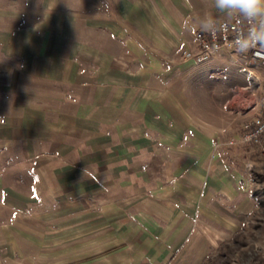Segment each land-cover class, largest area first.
<instances>
[{"label": "rangeland", "instance_id": "1", "mask_svg": "<svg viewBox=\"0 0 264 264\" xmlns=\"http://www.w3.org/2000/svg\"><path fill=\"white\" fill-rule=\"evenodd\" d=\"M16 3L0 0V30L9 27L22 38L33 20L18 26L22 10L15 11ZM72 3L77 8L93 0ZM80 9L47 20L57 38L68 40L67 32H73L77 66L89 74L48 86L46 65L39 68L37 85L11 92L9 101L0 95L6 117L14 98L28 104L27 118L9 123L54 139L0 140V264H264V138L243 140L246 125L264 110V65L236 51L203 63L184 61L181 51L190 45H175L163 61L170 67V90H160L161 77L155 76L152 90L138 86L115 97L113 86H96L106 57L98 33L85 26L98 22L97 10ZM31 34L40 42L39 33ZM18 41L12 39L15 46ZM116 65L120 74L122 66ZM83 80L88 86H79ZM142 99L153 106L149 139L143 134L149 124L134 122L141 112L134 113L133 103ZM119 100L126 104L120 107ZM42 102L46 117L37 123L33 111ZM71 122L74 136L64 140L60 130ZM77 126L100 131L81 134ZM167 143L175 146L170 156ZM184 164L191 169L175 170ZM146 225L173 241L170 253L150 251L155 241L142 234Z\"/></svg>", "mask_w": 264, "mask_h": 264}, {"label": "crops", "instance_id": "2", "mask_svg": "<svg viewBox=\"0 0 264 264\" xmlns=\"http://www.w3.org/2000/svg\"><path fill=\"white\" fill-rule=\"evenodd\" d=\"M16 1V10H14L17 13L22 10L21 15H19L21 19H19L18 26L22 24V21L25 23L27 18L33 20V22L31 23L32 25L29 24L23 27L22 32L19 34V36L23 35L22 38L18 37L17 30L13 31L12 29L10 31L9 27L0 30V34L7 37V39H0V95L6 100L11 98V92L25 90L22 86L26 84L31 86L33 82L34 84L36 82L37 85L38 71L42 66L47 65L49 67V71L44 75V82L47 83L44 85L54 87L58 86L57 84L63 85L61 81L67 80L70 75L80 74L83 76L88 73L82 64L81 70L77 66L79 53L72 39L73 32H67V35H69L68 40L62 37L57 38V35L51 31L53 25L47 20L51 16H63L65 14V16L69 17L66 12H72L74 9L79 8H83L82 10L86 11L84 14H89L93 12L91 9L96 8L98 22L94 24L91 22L92 20L87 21V26H85L88 31V27L92 26V31L98 33V46L103 52V56L106 57L104 59L103 73L101 70L98 71V75L102 80L96 86H98V90L113 86L114 96L119 97V95L138 90V86L148 88V91L152 90L155 84L151 82L150 78L155 76L161 77L156 79L157 81L161 80V83H159L160 90H170V82L169 78H167L170 67L163 63L164 60H167L166 54L169 53L170 47L175 45H190L189 47H194V33L197 29L205 26L206 23L212 20L228 17L233 13H229L227 10H220L216 6V0H93V3L81 4L83 6L77 8L73 7V0H70L71 4L69 0ZM86 1L83 0L85 3ZM3 10L11 12L13 8L6 7ZM26 11L30 13L27 14ZM70 24V28L73 29L74 21H71ZM19 29L21 30L22 28ZM32 32H35V34L39 33L41 36L40 42L32 40ZM87 35L89 41V32ZM16 38L19 41L16 42L18 45L15 46V42H12V39ZM157 44H161L160 51L154 48ZM10 59L16 61L12 62L11 67L6 65ZM133 62H135L136 68L131 66ZM116 64L122 66L120 74H115L117 71ZM157 65H160L161 69L156 67ZM93 73L97 74L94 71ZM139 74L141 76L145 75L148 78L142 81L139 79ZM117 75H119V81L113 79V76ZM87 83V81L83 80V82H79L81 84L79 86H88ZM69 98L73 100L74 94L69 93ZM117 103L120 107L124 103L126 104L124 100H119ZM43 104L42 102V105L37 106L33 111V115L38 117V120H35L37 123L42 122L46 117L47 107L46 104L44 106ZM151 104L152 101L150 99L136 100L133 103V108H136L134 109V113L137 115L139 111L141 112L140 118L134 117V122L141 120L149 124V129L145 127L146 129L143 130V134L147 139L152 135L151 128L154 122V115L148 110L149 108H153ZM27 105L25 101L22 103L14 98V102L10 105L13 108V112L10 114L7 112V117L4 114H0L1 123L7 119L6 123L0 126V140L11 142L14 140L26 141L33 138L51 144L54 139L45 136V134L42 135L40 133L41 130L38 129L34 134H26V131L29 129L26 124L9 123L10 118H27ZM83 106L88 107L87 105ZM69 124L70 126L60 130L62 133L64 132L62 136L64 140L74 136L72 122ZM77 128L81 131V134L86 132L87 134H96L98 130L100 131L99 128L96 129L89 126H77ZM164 128H167V133L170 134L168 126ZM172 134L179 137V139L180 137L182 138V135L179 133ZM183 136L186 137L185 135ZM163 147L168 156L172 155V152H175V146L171 147L169 143ZM179 149L183 151L186 148L183 146L179 147ZM167 166L171 169V165ZM185 166H190L189 169H191V165L184 164L175 167V170H180ZM31 170L35 171V167ZM148 228L150 227H145L142 234H152V241H155V243L153 246L151 245L150 251L159 247V249L155 250L166 254L170 253L173 249L170 242L173 241L169 242L165 240L162 238L163 235L161 233L156 234L157 226L152 229ZM174 234L171 232V236ZM161 245L163 247H161L162 250L160 248Z\"/></svg>", "mask_w": 264, "mask_h": 264}, {"label": "built area", "instance_id": "3", "mask_svg": "<svg viewBox=\"0 0 264 264\" xmlns=\"http://www.w3.org/2000/svg\"><path fill=\"white\" fill-rule=\"evenodd\" d=\"M261 17L248 19L238 12L218 20H212L194 33V47L181 51L184 61L206 62L222 52L236 51L252 62L264 65V43L252 41L248 47H242V41L251 39V33L260 27ZM243 140H255L260 143L264 138V110L259 112L246 125ZM233 143V140L230 141Z\"/></svg>", "mask_w": 264, "mask_h": 264}, {"label": "clouds", "instance_id": "4", "mask_svg": "<svg viewBox=\"0 0 264 264\" xmlns=\"http://www.w3.org/2000/svg\"><path fill=\"white\" fill-rule=\"evenodd\" d=\"M216 6L229 13L238 12L248 19L264 18V0H216ZM252 41L264 43V19H261L260 27L251 33V39L242 41V47H248Z\"/></svg>", "mask_w": 264, "mask_h": 264}]
</instances>
